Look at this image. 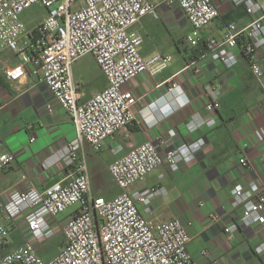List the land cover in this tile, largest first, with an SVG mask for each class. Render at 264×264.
Listing matches in <instances>:
<instances>
[{
    "label": "built area",
    "instance_id": "obj_1",
    "mask_svg": "<svg viewBox=\"0 0 264 264\" xmlns=\"http://www.w3.org/2000/svg\"><path fill=\"white\" fill-rule=\"evenodd\" d=\"M234 1L244 6L252 20L245 25L227 22L220 37L204 39L201 30L220 17L213 0H0V51L11 50L21 58L20 62L6 63L2 68L4 75L19 85L28 74L27 65H31V74L48 85L54 98L70 114L77 132L73 140L41 162L43 170L61 173V179L43 190L30 187L0 192V246L8 242L11 228L17 226L19 218L27 226L24 243L1 256L0 264H194L188 249L192 222H183L179 217L151 220L137 206V202L149 206L167 189L156 186L132 192L131 187L164 163L177 172L182 163L196 158L205 140L181 144L164 154L160 152L165 143L161 138L134 144L126 152L121 144L115 146V159L109 171L121 192L111 198L92 194L83 146L88 143L100 150L105 140L141 122L135 111L139 98L125 85L143 73L161 72L173 57L160 52L143 56L145 37L129 28L144 16L159 18L162 4L182 9L192 27L187 41L192 47L204 45L182 71L198 75L202 61L208 59L233 68L239 62V50L256 80L263 83L264 5L258 0ZM35 4L44 5L48 14L28 27L22 14ZM87 54L94 57L107 86L82 101L72 70L74 63ZM182 71L160 85H167V93L179 94L187 105L189 100L176 79ZM207 93L206 109L211 115L205 118L195 114L188 122L192 131L202 125H217L213 115L220 107L218 95L214 90ZM164 99L153 102L149 108L171 111L172 106ZM256 133L264 139L263 129ZM169 135L174 136L175 132L171 130ZM14 158L11 152H1L0 170L8 168ZM240 163L247 167L249 160L243 157ZM29 180L26 172L20 183ZM77 203L79 207L61 228L64 246L55 256L45 259L37 244L56 237L60 227L58 215ZM232 207L241 210L240 222L244 226L264 225V188L256 181L248 187L235 186ZM238 228L239 224L234 223L226 231L235 232ZM255 250L264 254V239ZM201 253L208 255L209 251ZM211 264H220V260L213 258Z\"/></svg>",
    "mask_w": 264,
    "mask_h": 264
},
{
    "label": "crops",
    "instance_id": "obj_2",
    "mask_svg": "<svg viewBox=\"0 0 264 264\" xmlns=\"http://www.w3.org/2000/svg\"><path fill=\"white\" fill-rule=\"evenodd\" d=\"M213 1L220 17L201 30L204 39L220 37L227 22L245 25L253 18L234 0ZM258 1L264 5V0ZM159 10V18L144 16L129 30L144 35L143 56L160 52L172 55L173 60L161 72L155 75L143 73L125 85V89L132 90L139 98L135 107L139 124L108 138L100 150L84 144L91 192L105 198L121 192L109 171V165L115 159L113 148L119 144L126 152L134 144L161 138L165 143L160 152L164 154L176 146L203 138L205 144L196 158L182 163L177 172H172L164 163L144 181L132 185V192L156 186L167 189L149 206L141 202H137V206L151 220L179 217L183 222H192L188 249L194 264H211L213 258H218L220 264H264V254L255 250L264 239V225L244 226L240 222L241 210L232 207L235 186L248 187L256 181L264 188V139L256 133L258 129L264 130V82L256 80L239 50V62L233 68L208 59L202 61V71L198 75L182 71L199 53L186 39L192 30L191 24L178 6L162 4ZM20 61L15 52L0 51V153L7 151L15 156L8 168L0 170V192L30 187L43 190L61 179V173L43 170L41 162L77 134L70 114L54 98L48 85L31 74V65H27L28 74L19 85L6 78L3 66ZM180 71L176 79L189 100L187 105L183 104L179 94H168L167 85H160ZM72 73L82 101L107 86L106 77L90 54L74 63ZM208 90H214L218 95L220 107L213 115L217 125H202L192 131L188 122L195 114L205 118L211 115L206 109ZM162 97L172 106L171 111L149 108ZM171 130L175 132L174 136L169 135ZM243 157L249 160L247 167L240 163ZM26 172L30 176L29 183L21 185ZM234 223L239 224L238 230L227 232L226 228ZM26 237V223L19 218L17 226L11 228L8 242L0 246V257L24 243ZM50 242L37 244L38 252L45 259L56 255H49L47 243ZM202 250H208L209 254L202 255Z\"/></svg>",
    "mask_w": 264,
    "mask_h": 264
},
{
    "label": "rangeland",
    "instance_id": "obj_3",
    "mask_svg": "<svg viewBox=\"0 0 264 264\" xmlns=\"http://www.w3.org/2000/svg\"><path fill=\"white\" fill-rule=\"evenodd\" d=\"M48 14V9L42 4H35L29 9H27L23 14L22 18L28 25V27H32L37 22L41 21L46 15ZM79 207V203L74 204L73 206L69 207L63 213L58 215V220L60 223V227L58 229V233L54 239H51L50 243H47L49 246V255L50 257L57 254L61 248L65 244V238L62 233V226L66 223L68 217H71V214Z\"/></svg>",
    "mask_w": 264,
    "mask_h": 264
},
{
    "label": "trees",
    "instance_id": "obj_4",
    "mask_svg": "<svg viewBox=\"0 0 264 264\" xmlns=\"http://www.w3.org/2000/svg\"><path fill=\"white\" fill-rule=\"evenodd\" d=\"M203 48H204V45L201 44V45L199 46V48H197L198 52L200 53V51L203 50ZM199 53H198V55H199ZM196 57H197V56H196Z\"/></svg>",
    "mask_w": 264,
    "mask_h": 264
}]
</instances>
